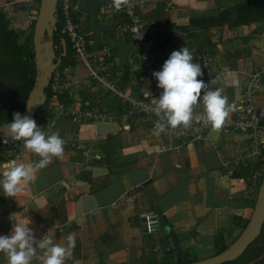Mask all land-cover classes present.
Here are the masks:
<instances>
[{
    "label": "crops",
    "instance_id": "0c3cea01",
    "mask_svg": "<svg viewBox=\"0 0 264 264\" xmlns=\"http://www.w3.org/2000/svg\"><path fill=\"white\" fill-rule=\"evenodd\" d=\"M243 1L163 0L157 7L142 8L156 28L148 29V39L164 43L170 54L185 46L193 57L210 54L213 82L207 91L221 89L229 104L241 97L249 74L264 68V21L232 28H182L190 18L214 16L221 8ZM39 3L0 0V10L10 29L26 34ZM116 21L113 17L111 23ZM222 66L226 71H221ZM87 72L85 66L71 63L53 73L68 87L58 89L37 117L54 120L53 130L43 131L59 134L65 141L64 153L37 170L36 179L15 198L6 197L0 187V235L11 234L14 217L30 220L37 245L42 238L54 237L55 243L66 246L67 237L73 235L76 247L65 264H165L169 259L173 262L174 247L193 260L226 248L239 235L238 222L249 218L256 198L264 170V118L255 134L209 129L204 139L172 142L154 134L143 116L101 90ZM121 76L123 86L147 93V88L134 86L127 67ZM253 102L264 107V76ZM236 103L229 115L240 111ZM92 108L105 112L107 119L75 118L77 110ZM83 147L90 158L82 154ZM240 155L241 165L235 163ZM40 159L24 148V142L0 144V165ZM150 210L160 216L156 233L145 232L144 212ZM157 244L169 249L156 250ZM42 255L37 246L31 264H42ZM0 264H7L4 253Z\"/></svg>",
    "mask_w": 264,
    "mask_h": 264
},
{
    "label": "built area",
    "instance_id": "2783aa9c",
    "mask_svg": "<svg viewBox=\"0 0 264 264\" xmlns=\"http://www.w3.org/2000/svg\"><path fill=\"white\" fill-rule=\"evenodd\" d=\"M85 0H57L55 7V16L60 18V33L66 40L68 46L69 60L77 66L83 65L88 70V77L95 81L101 90L118 99V101L131 109L132 112L140 114L148 121L154 134L164 136L172 142L182 140H201L207 135L211 126L202 118V102L193 109V119L189 128L184 129L182 126L173 130L161 121L157 115L156 104L163 89L157 87V80L153 76L154 71L162 69L163 63L170 56L167 48L156 47L146 51L143 48L137 52H129L127 63L120 67L118 59L113 55L114 50L106 43L95 44L92 38V31L88 29V11H83L81 5ZM163 0H130V5L117 11L110 7L112 0H105L101 3L100 12L110 14L118 18V21L111 23L109 26V35L116 38L133 40L136 45L143 46L148 40V29L155 28L154 21L146 17L142 8L145 6L157 7ZM81 13V14H80ZM58 20V18H57ZM55 47V46H54ZM57 48V46H56ZM193 63L200 64L203 76L202 79L207 86V91L213 82L211 74V56L207 53H198L193 57ZM127 67L128 71L134 75L135 85L147 88L146 94H137V91L131 85L123 86L121 83L122 70ZM227 67L222 66L221 71H226ZM264 68H258L249 74L241 97L237 100L241 105L240 111L235 115H228L224 126L221 130L223 134L231 132L255 134L261 127L264 118V107H257L253 102L254 92L260 87L263 79ZM53 92L58 89L68 87V83L61 80L57 74H53L49 84ZM203 95V90L201 98ZM236 101V102H237ZM236 102L235 105H237ZM230 103V104H232ZM76 119L88 121H101L107 119V114L98 108L81 109L75 113ZM37 125L50 133L53 130V119L36 118ZM165 123V131H160L158 124ZM23 143V141L10 142L12 145ZM73 144V143H72ZM74 145V144H73ZM178 144L172 145V148H178ZM85 158H90L89 150L86 147L81 148ZM261 161L264 163V139L262 141ZM244 162L243 156H238L235 163L241 165ZM255 177V175H253ZM161 220L156 211L144 212V228L147 233H156L160 230ZM156 250H168L156 245ZM174 261L176 260L174 256Z\"/></svg>",
    "mask_w": 264,
    "mask_h": 264
},
{
    "label": "clouds",
    "instance_id": "9594fccd",
    "mask_svg": "<svg viewBox=\"0 0 264 264\" xmlns=\"http://www.w3.org/2000/svg\"><path fill=\"white\" fill-rule=\"evenodd\" d=\"M130 5V0H112L110 7L117 11ZM60 55V54H59ZM56 54V56H59ZM157 87L163 89L156 111L161 121L175 130L187 129L193 119L194 106L203 104V119L211 126L213 132H220L230 111L236 110L235 103L229 104L228 97L222 95L221 89L204 91L207 83L198 77L203 71L198 63H193V55L188 47L171 52L163 63L162 69L154 71ZM203 90V95L201 98ZM30 109V106H29ZM4 127L8 136L4 143L23 141L24 148L38 155L41 159L35 163H17L16 160L3 162L0 167V187L6 197H16L22 193L29 182H33L35 172L52 163V158H60L64 153L65 141L58 133L47 135L29 115L14 112L11 123ZM160 131H165V123H159ZM10 235H0V253H4L7 264H31L36 256V247L43 251L42 264H65L73 256L76 239L67 237V245L55 243L54 237H45L37 241L27 218L14 217Z\"/></svg>",
    "mask_w": 264,
    "mask_h": 264
},
{
    "label": "water",
    "instance_id": "95a60500",
    "mask_svg": "<svg viewBox=\"0 0 264 264\" xmlns=\"http://www.w3.org/2000/svg\"><path fill=\"white\" fill-rule=\"evenodd\" d=\"M105 0H85L81 5L83 11H88V29L92 31V38L95 44L106 43L113 50V55L118 59L120 67L127 63L129 52H137L143 48L146 51L153 49L154 46L162 47L156 39H148L143 46L136 45L133 40H122L109 35V26L97 25L95 18V9ZM57 0H40L37 17L34 23L32 35L34 57L38 73L34 80V85L30 89L22 115H29L34 118L38 109L45 101V89L49 86L55 70L62 64V57L67 54V43L61 38L62 53L56 56L53 46V34L56 30L57 18L54 14ZM47 37L45 40L44 37ZM30 106V109H29ZM12 121V120H11ZM11 121L0 124V139L8 136V130L4 127ZM264 225V171L258 186L256 198L252 211L245 226L241 229L239 235L222 251L184 264H222L236 260L253 243L261 233ZM176 245V241H174Z\"/></svg>",
    "mask_w": 264,
    "mask_h": 264
},
{
    "label": "trees",
    "instance_id": "16d2710c",
    "mask_svg": "<svg viewBox=\"0 0 264 264\" xmlns=\"http://www.w3.org/2000/svg\"><path fill=\"white\" fill-rule=\"evenodd\" d=\"M57 18L56 30L53 34V46H55V53L59 55L62 53L61 38H63V35L60 33V18ZM259 21H264V0H246L223 7L214 16L190 18L189 23L182 29L190 30L193 27L207 28L210 26L223 25L232 28L238 25L257 23ZM34 22L35 20L32 21L31 26L34 25ZM23 36L24 31L14 30L8 27V19L4 12L0 10V124L11 121L14 112H22L28 93L33 87L35 77L38 73L32 38L26 36L23 40L24 42L20 44L18 40ZM44 39L46 40L47 37L45 36ZM68 50L67 46V51ZM71 63L73 62L69 60L68 54L62 57L61 67L67 64L70 65ZM54 94H56V92H53L49 85L45 89V101L36 112L33 118L34 120L42 111V108H44L49 98ZM3 141L4 139H0V144L3 143ZM262 174L263 171L259 175L256 192ZM247 220L244 222H238L241 229L245 226ZM262 235H264V225L258 238ZM252 246L253 244L251 243L245 252L236 260L222 264H241L242 257L246 253H249ZM172 250L175 252L176 262L171 263L167 261L165 264H184L194 261L191 258L186 259L179 248L174 247ZM165 252L168 253L167 251ZM254 264H264V258H261Z\"/></svg>",
    "mask_w": 264,
    "mask_h": 264
},
{
    "label": "rangeland",
    "instance_id": "374dc122",
    "mask_svg": "<svg viewBox=\"0 0 264 264\" xmlns=\"http://www.w3.org/2000/svg\"><path fill=\"white\" fill-rule=\"evenodd\" d=\"M99 10H100V8L97 6L96 9H95V12H96V18H95L96 24L97 25L110 26L113 17L110 14H106V13L100 12ZM33 30H34V25L29 27L28 32L26 34H24L23 38H25L26 36L32 38ZM127 39H129V37L128 36H124L123 40L126 41ZM18 42L20 44L24 42L22 37L18 40ZM0 87H1V85H0ZM252 244H253V246H252V249L249 251V253H246L242 257L241 264H254L256 261L260 260L261 258H264V235L260 236ZM214 253L215 252H213V254ZM213 254H210V255H213ZM168 262H171V259H169ZM175 262L176 261L173 260V262H171V263H175Z\"/></svg>",
    "mask_w": 264,
    "mask_h": 264
}]
</instances>
